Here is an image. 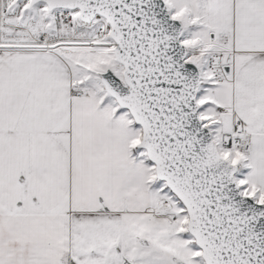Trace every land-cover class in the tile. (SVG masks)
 <instances>
[{"label": "snow or ice", "instance_id": "6c2138e0", "mask_svg": "<svg viewBox=\"0 0 264 264\" xmlns=\"http://www.w3.org/2000/svg\"><path fill=\"white\" fill-rule=\"evenodd\" d=\"M0 264H264V0H0Z\"/></svg>", "mask_w": 264, "mask_h": 264}]
</instances>
